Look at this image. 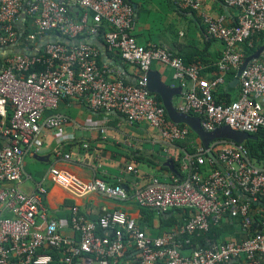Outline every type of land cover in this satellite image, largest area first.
Wrapping results in <instances>:
<instances>
[{"label":"built area","instance_id":"obj_1","mask_svg":"<svg viewBox=\"0 0 264 264\" xmlns=\"http://www.w3.org/2000/svg\"><path fill=\"white\" fill-rule=\"evenodd\" d=\"M219 2L238 15L227 24L221 14L199 13L205 34L221 44L217 74L206 79L199 62L185 63L161 48L137 44L132 8L124 0H0V47L33 49L19 41L16 25L23 12L34 28L26 43L45 34L72 42L81 35L100 34L104 45L139 73L134 84L124 83L110 68L98 65L94 46L81 42L46 44L36 55L10 54L0 60V264H51L46 250L59 253L61 264H264V158L255 162L243 143L213 140L207 149L198 145L182 154L180 177L137 179L127 188L100 178L81 185L55 168L48 170L53 183L79 196L95 193L158 212H186L160 236L149 237L119 209L101 208L99 216L88 219L72 206L67 221L53 220L45 206L47 189L42 184L27 192L22 188L27 179L24 157L39 154L44 141L68 124L56 112L64 99H75L92 111H115L129 124H146L166 143L186 142L189 130L169 122L146 90V73L154 62L169 68L179 84L175 111L194 115L204 132L225 126L246 134L264 133V57L239 72L230 102L213 96L224 87L225 75L239 69L243 44L264 34V0ZM176 5L199 9L197 0H176ZM75 8L82 11L78 17L70 12ZM85 128L104 133V128ZM52 155L69 160L59 149ZM125 169L137 176L131 166ZM211 228L221 230L218 239L206 238ZM197 238L202 243L193 244Z\"/></svg>","mask_w":264,"mask_h":264},{"label":"crops","instance_id":"obj_2","mask_svg":"<svg viewBox=\"0 0 264 264\" xmlns=\"http://www.w3.org/2000/svg\"><path fill=\"white\" fill-rule=\"evenodd\" d=\"M124 1L132 8L134 21L132 36L137 44L161 48L181 58L185 63L199 62L202 65L203 78L210 79L216 76L215 62L220 55L221 44L205 34L199 13L205 12L211 16L221 14L226 23L231 24L238 15L236 9L223 6L219 0H197L199 2L197 11L179 9L176 0ZM70 12L73 17H78L82 13L76 8ZM19 23L16 25L17 28ZM84 40L97 49L98 65L110 68L115 78L122 79L128 84L136 82L138 70L124 63L116 51L108 49L100 34L86 35ZM253 46L255 49L252 54L260 46H264V38L261 41V36H255ZM262 57L264 51L260 55V58ZM148 71L157 74L164 85L179 88V84L172 80V71L162 64L151 63ZM228 75L229 73L225 76ZM222 88L224 87L217 90ZM235 89L231 98L235 97ZM179 94L171 99L173 108L178 103ZM159 103L161 104L160 100ZM56 112L65 116L68 124L59 135L44 141L39 154L24 157L23 169L27 176L22 184L24 191L31 190L35 184H42L47 189L45 206L53 220L67 221L69 208L72 206H76L88 219L99 216L101 208L119 209L135 219L146 235L155 237L158 232V220H152L151 226L142 223L134 204L110 201L95 193L79 196L76 192L73 193L53 183L48 170L51 167L55 168L73 177L81 185L93 178H100L108 185H122L123 188H127L137 179L143 182L150 177L165 180L171 175L165 162L172 165L174 162L179 163L184 152L200 145L196 136L182 125L194 136L189 134L184 143L169 144L160 140L156 132L146 124H129L115 111H92L75 99L61 100ZM88 126L104 128V133L101 134L94 129L88 130L85 128ZM83 145L86 149L82 148ZM58 149L69 154L68 161L53 158V150ZM126 166L135 169L137 176L127 172Z\"/></svg>","mask_w":264,"mask_h":264},{"label":"water","instance_id":"obj_3","mask_svg":"<svg viewBox=\"0 0 264 264\" xmlns=\"http://www.w3.org/2000/svg\"><path fill=\"white\" fill-rule=\"evenodd\" d=\"M24 18L25 16L22 12L19 21L20 23L17 28L18 31H21L23 28ZM19 36L20 34H18V37ZM52 43H59L66 46H70L74 42L57 34H45L37 38L35 45L31 51H27L22 47L16 46L15 44L8 45L5 47H0V60H3L5 57H7L10 54L36 55L44 45L52 44ZM263 51H264V46H260L253 54L243 59L239 69L235 73V76L230 80V82H228L227 84L228 89L232 90L236 88L237 77L239 75V72L249 62L258 60L260 58V55L263 53ZM146 90L150 94L156 95L159 98L169 122L176 125L186 126L196 136L200 146L203 149H207L208 144L213 140H225L232 142L234 144H241L246 140L252 138L250 135L246 133L236 132L230 130L228 127L225 126L216 128L211 132H204L200 128L199 121L197 118L192 117L191 115L180 114L176 112L175 109L173 108L171 104V99L180 93V89L172 88L170 86L164 85L162 82H160L157 74H154L149 71L146 73ZM208 156L213 158L210 153H208ZM165 166L169 170H172V163L165 162Z\"/></svg>","mask_w":264,"mask_h":264},{"label":"trees","instance_id":"obj_4","mask_svg":"<svg viewBox=\"0 0 264 264\" xmlns=\"http://www.w3.org/2000/svg\"><path fill=\"white\" fill-rule=\"evenodd\" d=\"M30 20L28 18H25L24 21V25L21 31H18V34H20L19 36V41L21 43V46H24L28 49H32L35 45V42L37 40V38H35L34 42L32 44H28L25 42V38L26 36H28L29 34H32L34 32V28L31 26L30 24ZM86 35H81L79 37H77L76 39L73 40L74 43H85V38ZM257 36H261V41L264 38V34H259ZM254 38L251 39V44L250 46H248L247 44H243V57L249 56L252 54V52L254 51L255 47L253 46V42H254ZM247 45V46H245ZM36 69H41V67L37 66ZM217 74V72H216ZM235 75L234 72H229L228 77H225V85L224 88L219 89L217 91H215L213 93L214 99L216 101H220V102H224V103H228L230 102L233 98H231V94L234 92V89L230 90L227 88V84L228 82L233 78V76ZM122 80V79H121ZM124 83H127L126 81L122 80ZM236 90V89H235ZM154 98L159 102V99L157 96H154ZM194 116V115H192ZM182 126V125H179ZM190 132V131H189ZM190 135H193L191 132L189 133ZM250 135L252 138L246 140L245 142H243V145L247 148L248 153L250 155V157L255 161V162H259L260 160H262L264 158V133L263 132H256L253 134H248ZM194 136V135H193ZM195 148V147H194ZM194 148H191L190 150H188V153H192L194 151ZM166 169V168H164ZM171 174L174 176H181V173L179 171V163L174 162L172 165V170H170ZM138 209V215H139V220L148 225L151 226V222L154 219L158 220V232L157 235L155 236H160L163 233H166L168 231H170L173 226H175L178 222V219L175 218V215L181 213V215H186V212L179 210V209H170L167 210L166 212H158L154 209H147V208H139ZM255 225L253 224V227ZM99 235L103 234V232H98ZM219 234H221V230L219 228H211L210 231L206 234V238H214V239H218L219 238ZM202 243L201 238H197V239H193L192 243ZM187 247H183L182 251H186ZM46 252L52 257L53 262L51 264H61L59 259L60 254L56 253L54 251L51 250H46Z\"/></svg>","mask_w":264,"mask_h":264},{"label":"rangeland","instance_id":"obj_5","mask_svg":"<svg viewBox=\"0 0 264 264\" xmlns=\"http://www.w3.org/2000/svg\"><path fill=\"white\" fill-rule=\"evenodd\" d=\"M180 216H181V213L175 215V218H176V219H179Z\"/></svg>","mask_w":264,"mask_h":264}]
</instances>
